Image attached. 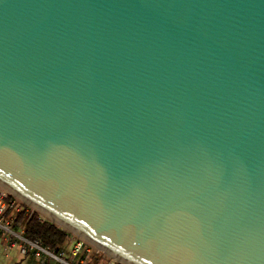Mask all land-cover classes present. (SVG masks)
<instances>
[{
  "label": "water",
  "instance_id": "95a60500",
  "mask_svg": "<svg viewBox=\"0 0 264 264\" xmlns=\"http://www.w3.org/2000/svg\"><path fill=\"white\" fill-rule=\"evenodd\" d=\"M0 190L118 264H264V0H0Z\"/></svg>",
  "mask_w": 264,
  "mask_h": 264
},
{
  "label": "built area",
  "instance_id": "2783aa9c",
  "mask_svg": "<svg viewBox=\"0 0 264 264\" xmlns=\"http://www.w3.org/2000/svg\"><path fill=\"white\" fill-rule=\"evenodd\" d=\"M23 210L33 212L0 190V239L5 249L16 247L23 258L40 264H118L70 234L67 245L60 251L42 246L37 239L26 238L23 225L17 222Z\"/></svg>",
  "mask_w": 264,
  "mask_h": 264
},
{
  "label": "trees",
  "instance_id": "16d2710c",
  "mask_svg": "<svg viewBox=\"0 0 264 264\" xmlns=\"http://www.w3.org/2000/svg\"><path fill=\"white\" fill-rule=\"evenodd\" d=\"M17 222L23 225L24 235L28 239H37L42 246L60 251L66 245L69 234L50 221L41 220L39 213L21 211Z\"/></svg>",
  "mask_w": 264,
  "mask_h": 264
},
{
  "label": "crops",
  "instance_id": "0c3cea01",
  "mask_svg": "<svg viewBox=\"0 0 264 264\" xmlns=\"http://www.w3.org/2000/svg\"><path fill=\"white\" fill-rule=\"evenodd\" d=\"M0 264H39L31 258H23L16 247L5 249L0 239ZM52 264V263H50Z\"/></svg>",
  "mask_w": 264,
  "mask_h": 264
},
{
  "label": "rangeland",
  "instance_id": "374dc122",
  "mask_svg": "<svg viewBox=\"0 0 264 264\" xmlns=\"http://www.w3.org/2000/svg\"><path fill=\"white\" fill-rule=\"evenodd\" d=\"M40 218L42 219V220H44V221H47L46 219H44L43 217H41L40 216ZM32 260H34V259H32ZM35 262H36V260H34ZM37 263H39V262H37ZM40 264V263H39ZM52 264H54V263H52Z\"/></svg>",
  "mask_w": 264,
  "mask_h": 264
}]
</instances>
